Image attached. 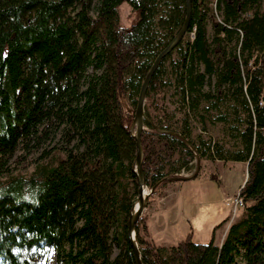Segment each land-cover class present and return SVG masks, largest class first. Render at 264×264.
I'll list each match as a JSON object with an SVG mask.
<instances>
[{
    "label": "trees",
    "instance_id": "obj_1",
    "mask_svg": "<svg viewBox=\"0 0 264 264\" xmlns=\"http://www.w3.org/2000/svg\"><path fill=\"white\" fill-rule=\"evenodd\" d=\"M127 3L140 18L120 26ZM187 0H0V264H135L127 230L138 197L130 129L141 85L186 18ZM183 39L149 81L169 80L182 126L150 120L144 105L142 171L160 194L199 160L241 162L243 207L220 246L192 232L155 245L135 225L142 264H264L263 0H190ZM201 124L193 136L191 122ZM220 123L231 147L203 135ZM55 143L48 149V142ZM43 149V150H42ZM18 151L41 153L30 176L1 177Z\"/></svg>",
    "mask_w": 264,
    "mask_h": 264
},
{
    "label": "rangeland",
    "instance_id": "obj_2",
    "mask_svg": "<svg viewBox=\"0 0 264 264\" xmlns=\"http://www.w3.org/2000/svg\"><path fill=\"white\" fill-rule=\"evenodd\" d=\"M118 14L120 26L123 28H130L136 24L140 18L139 12L132 11L127 3H123L119 6ZM172 85L173 80H169L162 96H156L154 98L158 105L165 108L169 119L161 117L162 113L160 111L157 112L150 108L149 101L145 102V107L148 109L151 121H156V117H159L161 121L165 123L169 121L173 127L179 129L184 119V107L181 106L180 99L178 95L174 93ZM190 124L193 136L200 133L201 124L199 122L195 120ZM203 136L207 139L210 138L211 141H223L227 147H231L232 145L229 138L224 134L223 125L220 123H209L207 132ZM58 139L59 138L54 140V142H48L43 149L50 148L58 142ZM40 154L41 153L27 154L23 151H18L4 165L1 170V177L6 178L8 175L12 174L27 179L33 172ZM246 178V163L212 162L209 160H199L196 157L190 169L187 172L181 171L172 182L177 183L175 187L176 190L173 196L168 200L166 211L160 212V215L166 213L170 218L175 217V220H177L176 226L173 229L174 237L179 238L181 236V240H183L188 233L192 232L194 234V236H192L194 243L205 244L208 242L211 231L215 225L227 218V225H229L240 218L241 209L232 213L233 200ZM169 185H167L166 188ZM165 189L160 194L153 193L149 196V200L141 214L142 217L148 220L156 216L158 219L159 203ZM145 190L147 193L146 195H148L150 189L145 187ZM234 192L236 193L234 194ZM157 213L158 215H156ZM156 223L157 221L153 226L154 232L157 231ZM224 227L225 226L222 228ZM221 232L223 231L220 230L217 233V241H219L222 235ZM164 234L166 236L168 233L165 232ZM217 245H220V243ZM36 264H56L55 253L50 252L49 254H43L41 259H36Z\"/></svg>",
    "mask_w": 264,
    "mask_h": 264
},
{
    "label": "water",
    "instance_id": "obj_3",
    "mask_svg": "<svg viewBox=\"0 0 264 264\" xmlns=\"http://www.w3.org/2000/svg\"><path fill=\"white\" fill-rule=\"evenodd\" d=\"M191 16V7H190V0H187L186 4V18L183 23L182 28L180 31L177 33V35L173 38V40L158 54V56L155 58L147 76L145 77L136 102V109H135V114H134V119L133 123L131 125L130 133L131 136L133 137L135 141V146H136V158L134 162L135 166V174L137 176V185H138V199L142 201L143 203V196H142V190L143 188L146 187L145 182H144V174L142 171V160H143V152L141 148V133L144 129L143 123L145 120L144 116V105H145V95H146V90L149 84V81L151 79V76L154 72V70L157 68L159 65L160 61L168 55L173 49L178 45V43L183 39L186 30L188 28L189 20ZM248 164V163H247ZM246 181V180H245ZM244 181V183H245ZM243 183V185H244ZM242 185V187H243ZM153 194V189L150 190V193L145 196L144 198V204L137 210V212L133 215L131 213L130 215V220H129V226L127 230V235L128 239L130 241V244L133 248V254H134V259H135V264H142L140 260V252H139V246L138 242L136 239V233H135V225L138 221V219L141 217V214L149 200V196ZM133 212V211H132ZM134 234L135 236V242H133L131 238V234Z\"/></svg>",
    "mask_w": 264,
    "mask_h": 264
},
{
    "label": "crops",
    "instance_id": "obj_4",
    "mask_svg": "<svg viewBox=\"0 0 264 264\" xmlns=\"http://www.w3.org/2000/svg\"><path fill=\"white\" fill-rule=\"evenodd\" d=\"M246 166H247V164H246ZM181 182H184V181H181ZM243 183H242V185H243ZM242 185H241V187H242ZM176 186H177V183H172L165 189L163 197H162V199H161V201L159 203V212H158L159 213V217H158V219H157L156 216H153V217H151V218H149L147 220V227H148V230H149V235H150L152 241L157 246L170 248V247L175 246L182 239L181 236L179 238H176L173 235L174 234L173 233V229L175 228L176 222H177V220H175V217L174 218H170L169 216L166 215V213L160 215V212H165L166 211V208H167L166 206H168V202H169L168 200H169L170 197L173 196V194H174V192L176 190L175 189ZM235 193L236 192H234V194ZM158 213L156 215H158ZM156 221H157V223H156L157 231L154 232L153 231V226H154V223ZM220 223H222L221 226L215 231V239H214V244L215 245H217L218 243H220V245H221L222 241L225 238L227 230H228L229 226L231 225V224L227 225L228 218L224 219ZM223 226H225V227L222 228ZM159 227H161V228H159ZM220 230L223 231V232H221L222 235L219 238V241H217V233ZM160 232H162V233H160ZM165 232L168 233L166 236L164 234ZM193 236H194V234H193ZM220 245H217V246H220Z\"/></svg>",
    "mask_w": 264,
    "mask_h": 264
},
{
    "label": "bare ground",
    "instance_id": "obj_5",
    "mask_svg": "<svg viewBox=\"0 0 264 264\" xmlns=\"http://www.w3.org/2000/svg\"><path fill=\"white\" fill-rule=\"evenodd\" d=\"M146 190H145V188H143V190H142V196H143V203H142V201H140L138 198L136 199V201H135V203H134V206H133V215L137 212V210L144 204V198H145V196H146ZM131 238H132V240H133V242H135V236H134V234L132 233L131 234Z\"/></svg>",
    "mask_w": 264,
    "mask_h": 264
},
{
    "label": "built area",
    "instance_id": "obj_6",
    "mask_svg": "<svg viewBox=\"0 0 264 264\" xmlns=\"http://www.w3.org/2000/svg\"><path fill=\"white\" fill-rule=\"evenodd\" d=\"M234 203L232 208V213L236 212V210H239L243 207V201L242 198L239 196V192L234 197Z\"/></svg>",
    "mask_w": 264,
    "mask_h": 264
}]
</instances>
